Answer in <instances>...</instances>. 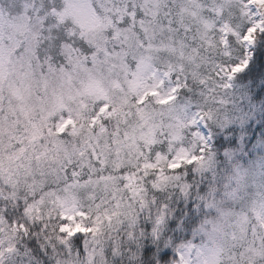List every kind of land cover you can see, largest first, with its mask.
<instances>
[{"label":"snow or ice","instance_id":"1","mask_svg":"<svg viewBox=\"0 0 264 264\" xmlns=\"http://www.w3.org/2000/svg\"><path fill=\"white\" fill-rule=\"evenodd\" d=\"M245 69L264 78V0L0 4V264H264Z\"/></svg>","mask_w":264,"mask_h":264},{"label":"trees","instance_id":"2","mask_svg":"<svg viewBox=\"0 0 264 264\" xmlns=\"http://www.w3.org/2000/svg\"><path fill=\"white\" fill-rule=\"evenodd\" d=\"M1 3H7V0H0ZM247 69L243 72H240L236 75V85L241 87H246V93L249 94V102L254 110V117L252 120H246L245 126L243 128L242 134L235 135L236 137V148H240L237 152L239 156H243L244 163H248V160H254L258 157H263L264 152H262L264 146V78L256 77L253 79L251 76L245 75ZM262 110V113H260ZM217 134V133H216ZM214 134V146H217V139ZM221 137V136H220ZM222 138V137H221ZM224 139V138H222ZM226 147H233L231 145H226ZM221 149L220 151H222ZM236 152V155H237ZM85 200V199H84ZM86 202V201H85ZM185 212H187L188 205L184 204ZM195 215V213H194ZM168 235L170 237H175L177 240L190 236L191 232L187 229L185 230H174L169 231ZM146 247L150 246L155 249V245L149 243L145 245ZM158 251H166L170 257L169 247L165 248L160 247ZM102 263L104 264L103 257L101 258Z\"/></svg>","mask_w":264,"mask_h":264},{"label":"rangeland","instance_id":"3","mask_svg":"<svg viewBox=\"0 0 264 264\" xmlns=\"http://www.w3.org/2000/svg\"><path fill=\"white\" fill-rule=\"evenodd\" d=\"M241 102H243V103H241ZM237 104L241 107V109H242V111L244 113H246V110H245L246 107H247V109H249L247 111V113H246L247 116H246V118L243 121L245 122L246 120H252L253 117H254V110H253L252 106L250 105V103L247 101V97H246L245 94L243 96L237 98ZM229 135H231V133L227 134V136H229ZM210 143H212V138L210 139ZM262 152H264V146H263ZM248 162H249V160H248ZM247 166H248V164L245 163V167H247ZM80 199L81 200H84L85 199V197H84L83 194L80 195ZM64 229L67 232H69V233H75V232L80 231V230L83 229V223L79 219L75 220L74 222L70 219L69 222L64 225ZM171 251H172V257L175 256V252L173 250H171ZM101 258L102 257H100L98 259V264L102 263Z\"/></svg>","mask_w":264,"mask_h":264},{"label":"clouds","instance_id":"4","mask_svg":"<svg viewBox=\"0 0 264 264\" xmlns=\"http://www.w3.org/2000/svg\"><path fill=\"white\" fill-rule=\"evenodd\" d=\"M73 141H69V143H72ZM257 183L259 184L260 183V181H259V179L257 180ZM256 192V189L255 188H253V190H252V194H250V195H252V199L249 201V204H248V206L249 207H251V206H253V204H254V201H255V196H254V193ZM227 207V206H226ZM219 219V218H218ZM249 221L251 222V217L249 218ZM221 222H223V221H221Z\"/></svg>","mask_w":264,"mask_h":264}]
</instances>
